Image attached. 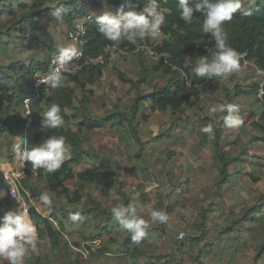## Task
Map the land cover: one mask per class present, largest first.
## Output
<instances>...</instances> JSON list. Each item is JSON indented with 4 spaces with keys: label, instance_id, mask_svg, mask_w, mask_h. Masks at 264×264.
Instances as JSON below:
<instances>
[{
    "label": "trees",
    "instance_id": "trees-1",
    "mask_svg": "<svg viewBox=\"0 0 264 264\" xmlns=\"http://www.w3.org/2000/svg\"><path fill=\"white\" fill-rule=\"evenodd\" d=\"M105 1L115 5L120 0ZM252 1L247 4V9L239 1V11L234 14L231 22L224 25L227 44L241 54L239 71L232 79L241 74L245 61L264 69V0ZM140 3V0H134L135 8H139ZM158 3L172 12L161 25L163 41L154 47L158 53L156 60L146 55L152 37L138 40L136 44L126 39L118 43L108 41L98 31L99 26L95 22L97 16H94L86 27L84 44L81 46L83 57L69 61L70 66L78 65L80 69L75 73H63L66 78L63 86L51 89L45 83L37 85L38 75H46L50 71L51 56L58 52L42 20L58 12L62 21L73 29L76 17L90 14L91 6H95L97 0H91V3L85 0H0V45L5 40L4 47L8 48L18 38L27 36L42 49L41 55L38 51L35 53L43 58L29 63L12 60L7 65L0 64V143L8 150L6 157H2L0 151V218L8 211L23 213L9 197L4 171L1 169L2 159L13 158V154L9 153L12 140H26L27 147L31 149L54 134L64 136L70 145V158L55 173H46L42 169L33 171L30 163L25 164L26 176L22 180L24 189L32 199L38 201L41 193L47 192L52 206L48 207L40 201L49 211L48 215L39 213L33 205L30 207L28 216L38 233L37 251H29L24 264H101L100 257L110 254L119 255L127 264H159L162 260L164 255L158 240L169 234L168 222L152 224L141 243L135 244L131 240V233L112 217L110 209L121 203H132L143 205L145 209L155 207L164 210L169 217L181 204L185 194L180 189L181 177L173 171H159L156 176H143L145 180H152L150 184L158 183L154 192H147L145 183L136 186L134 190H128L130 187L124 179L114 173L117 167L115 162L100 154L92 155L93 149L85 146L90 144L93 133L109 127L119 144L127 150L128 159L144 163L148 154L139 128L150 117L148 111L168 115L175 128L195 126L199 120L196 121L189 113L197 109L202 101V88L212 79L197 77L193 68L197 58L210 55L207 49L214 48V39L203 32L201 13H194L193 20L187 23L180 17L178 0H158ZM114 51H126L137 57L136 79L120 70L116 71L120 81L130 87L128 93L133 96L123 105L121 102L110 106L102 104V112L96 115L92 105L98 100L92 86L103 77ZM100 58L98 62L93 61ZM157 80L159 83H155ZM254 89L253 94L256 96L255 84ZM240 91L238 87L226 89V100L222 104H233ZM243 92L251 94L250 90L244 89ZM25 100L30 101L32 111L29 128H26L28 117L22 116ZM257 100L259 106L248 115L249 132H255L256 135L248 143L264 145V97ZM51 104L60 106V114L65 122L63 127L55 130L42 125V113ZM247 111H243L244 114ZM226 114L214 113V119L211 116L204 118L202 128L212 124V134L203 133L201 129L198 132L202 136L203 145L211 147L216 173L211 178L210 186L217 197H222L225 186L230 187L244 175L255 182L260 180L255 170L249 171L246 167L247 164L253 168L259 165L257 160L249 161L248 143L242 144L237 140L222 143L225 129L223 116ZM239 127L245 128L244 121ZM226 146L230 149L227 150ZM252 157L255 158V155ZM87 159L97 162L106 171L97 176L89 170L78 172L75 166ZM136 166L143 174V168L138 164ZM95 177H100L105 186L118 196L111 204L105 205L102 199L87 189L88 184L94 183ZM167 182L170 183L169 188L164 187ZM71 183L72 187L69 186ZM204 200L201 198L193 205L196 219L189 228L195 230V233L188 238L192 244H200L208 236L205 227L212 220L213 208L212 203L199 208ZM76 211L84 217L82 224L73 223L68 218L70 213ZM139 214L149 219L147 210ZM68 224H74L76 231L70 232ZM89 227H93L96 232H88ZM215 229L219 227L215 226ZM170 240L174 245L184 244L176 239V235ZM214 240L223 242L221 250L227 256L243 251L247 255L255 252V261H261L264 258V198L245 204L233 213ZM79 248L85 251H77ZM3 262L7 264V261Z\"/></svg>",
    "mask_w": 264,
    "mask_h": 264
},
{
    "label": "rangeland",
    "instance_id": "rangeland-1",
    "mask_svg": "<svg viewBox=\"0 0 264 264\" xmlns=\"http://www.w3.org/2000/svg\"><path fill=\"white\" fill-rule=\"evenodd\" d=\"M239 1L244 6V9H247L249 2H253L252 0ZM42 21L49 28L50 31L46 30L50 33L49 36L53 39L55 47H59L57 50L63 49L61 47H65L68 45L67 43H70L66 37L70 27L66 22ZM76 22L77 20L74 23ZM4 41L1 43L3 46L0 45V64L7 65L12 60H22L27 63L32 60H43L40 56L42 49L38 48L37 43L27 36L18 38L15 42L9 44L8 48L4 47L6 43ZM162 41V33L159 37L151 38V45L146 48V55L156 60L157 58L152 57L150 51L156 45L161 44ZM4 49L7 50L5 51ZM35 51H38L40 55H37ZM137 62V57L126 51H114L111 53V60L104 70L103 77L97 84L92 86L98 100L96 104L92 105V110L96 115L102 112V104L107 103L110 106L121 102L123 105L133 96V94L128 93L130 87L120 81L116 71L120 70L128 77L136 79ZM238 71H234L224 79L213 78L212 81L204 85L202 88V101L198 104L196 110L189 113L196 121L199 119L195 126L175 128L172 126V118L168 115L148 111V113H151L150 117L139 128L141 137L146 144L145 151L148 154L144 163H140L138 160L132 162L128 159L127 150L119 144L115 133L109 127L97 130L91 135L90 144L85 145L87 148L93 149L92 155L100 154L115 162L117 167L114 169V173L118 174L120 179H124L130 187H127L128 190H134L136 186L145 183L147 186L146 191L154 192L158 183L152 182L150 184L152 180H145L143 176H156L159 171L164 173L173 171L181 177L182 185L180 189L185 194L176 211L169 216L167 227L169 234L158 240L160 251L164 255L159 264H264V258L261 261H255V252L247 255L243 251L242 253H234L231 256H227L221 250L223 242L220 243L214 240L218 235L219 229L229 222L233 213L244 207L245 204H252L260 197L264 198V145L248 143L256 135L255 132H249L248 115L250 111H254L259 106V101L253 94L255 91L254 80L251 77L253 67L245 64L241 68V74L232 79L231 77L237 75ZM155 83H159V81L157 80ZM234 87H238L242 91L234 98L233 104L239 106V114L245 123V128L230 129L225 127L222 143L227 144L231 140H237L242 144L248 143L250 147L248 151L250 154L249 161L257 160L259 165L254 167L255 169L250 164H247L246 167L249 171L255 170L254 173L260 176V180L255 182L247 175H244L230 187L225 186L222 197H217L214 196L212 186H210L212 185L211 178L216 173L211 147L203 145L202 136L198 135V132L202 129L206 116H211L214 119V113H210V109L213 106L222 104L226 100V89H234ZM244 89L250 90L249 93L251 94H245L243 92ZM245 110H248L246 114L243 112ZM194 127H197V129ZM226 149L229 150L230 147L226 146ZM0 151L2 157L7 156V147L1 143ZM253 155H255V158L252 157ZM136 164L143 168V174L139 171V167L137 168ZM75 168L78 172L89 170L95 176L106 171L100 164L88 159L86 162H81L75 166ZM69 186L72 187V183ZM164 187L169 188L170 183H165ZM87 189L102 199L105 205L111 204L113 199L118 197L112 189H108L105 186L100 177H95L94 183L88 184ZM201 198L205 200L201 201L199 208L202 206L206 207L212 203L213 215L212 220L206 223L207 238L202 240L200 244H192L188 238L190 234L195 233V230L189 228L196 219V211L193 205ZM82 223L80 222V224ZM68 226L70 232L76 231L74 224H68ZM215 226H218L219 229H215ZM87 231L95 230L93 227H89ZM180 233H184L182 238L179 237ZM173 235H176V239L184 244L174 245L173 241L170 240ZM68 238L71 240V236L68 235ZM79 249L77 251H85L82 248ZM27 255H29V252ZM118 256L116 254L103 255L100 257L101 264H127ZM55 264H61V262H56Z\"/></svg>",
    "mask_w": 264,
    "mask_h": 264
},
{
    "label": "clouds",
    "instance_id": "clouds-1",
    "mask_svg": "<svg viewBox=\"0 0 264 264\" xmlns=\"http://www.w3.org/2000/svg\"><path fill=\"white\" fill-rule=\"evenodd\" d=\"M240 7L239 0H178L181 19L190 23L194 18V13H201L203 16L202 30L210 34L215 42L214 48L207 49L210 55L197 58L196 66L193 68L197 77L224 79L239 69L241 54L227 44L224 25L232 21ZM168 11L169 9L160 7L158 0H148L147 6L142 11H125V5L122 4L114 13L105 11L97 16L95 22L99 26L98 31L106 40L118 43L126 39L136 44L138 40L146 37L156 38L161 35V25ZM53 17L62 21L58 12L53 13ZM77 54L74 48L62 49L57 61L63 67ZM65 79L61 71L55 70L41 82L45 83L48 88L57 89L63 86ZM24 104L26 111L22 116L27 117L31 114V109L28 107L29 101L25 100ZM60 113L59 105L48 106L47 110L42 113L43 127L51 130L63 127L65 122ZM210 113H227L223 116V122L225 127L230 129H236L243 123L239 114V106L235 104L213 106ZM201 131L212 134L214 129L212 124H208ZM21 141L22 143L14 146V151L22 165L26 162L30 163L33 171L42 169L46 173H55L70 158V145L62 135L53 134L31 149L26 147V140ZM39 199L44 205L52 206V200L47 192L41 193ZM145 210L149 214L148 220L139 214ZM110 211L112 217L131 233V240L135 244L141 243L152 224H166L169 219L164 210L155 207L145 209L143 205L132 203L118 204ZM68 218L73 223L84 219L79 211L70 213ZM37 239V228L26 213L6 212L0 218V264L3 261H7V264H24L28 252L37 251Z\"/></svg>",
    "mask_w": 264,
    "mask_h": 264
},
{
    "label": "built area",
    "instance_id": "built-area-1",
    "mask_svg": "<svg viewBox=\"0 0 264 264\" xmlns=\"http://www.w3.org/2000/svg\"><path fill=\"white\" fill-rule=\"evenodd\" d=\"M140 7L135 8L134 0H120L119 3L115 4L111 12H115L118 7H120L122 4L125 5V11H142L144 7L147 6L148 0H140ZM161 8H167L168 7H162ZM172 11L169 9L168 13L165 14V19L166 17L171 13ZM92 19L91 15H88L85 17L84 20H79L76 23H74L73 29H70L68 31V38L74 45V49L78 53L77 55L73 56L70 60H79L83 57V49L81 46L84 44V36L86 34V27L88 22ZM60 52H56L51 56V63H50V71L43 76H39L37 78V85L44 84L41 82V80H45L53 71L59 70L61 73H75L77 70L80 69L78 65H74L73 67L70 66L69 61L67 62L66 65L61 67L57 61V57L60 55ZM152 57H158V53L152 49L150 51ZM100 59L93 60L94 62L100 61ZM251 65L253 67V75H254V84L257 86L256 89V96L258 99H262L264 97V69L258 68L255 65H253L249 61H245L244 65ZM29 101V100H27ZM30 108V101H29V106ZM31 109V108H30ZM24 110L26 111L25 104H24ZM24 111V112H25ZM28 117V121L26 124V128H29L32 120V111L31 114ZM27 147V145H26ZM19 166L14 167V168H9L7 170H4V179H5V184L6 188L9 193V197L12 200V202L17 205L23 213H26L27 215L29 214V210L31 205L35 206L37 211L43 215H48L49 211H47L46 208L43 207L40 201L34 200L30 197V194L24 189L22 180L26 176L25 172V164L22 165L21 161H19ZM46 210V212H45ZM184 236V233H180L179 237L182 238Z\"/></svg>",
    "mask_w": 264,
    "mask_h": 264
},
{
    "label": "crops",
    "instance_id": "crops-1",
    "mask_svg": "<svg viewBox=\"0 0 264 264\" xmlns=\"http://www.w3.org/2000/svg\"><path fill=\"white\" fill-rule=\"evenodd\" d=\"M85 2L86 3H91V0H85ZM113 7H114V5H110L107 1H105V0H97V4L95 5V6H91V13L90 14H88V15H91L92 17H94V16H98V15H101V14H103L105 11H106V9H108L107 11H111L112 9H113ZM87 15V16H88ZM85 18H77L76 17V20L77 21H79V20H84ZM44 21L45 20H50L51 22H56V21H58V20H56V19H54V17H53V15L52 16H50V17H47V18H44L43 19ZM75 20V21H76ZM43 22V21H42ZM64 22V21H63ZM43 24V23H42ZM68 25V24H67ZM69 26V25H68ZM43 27L45 28V29H47L48 31H50L49 30V28L46 26V25H44L43 24ZM50 34V33H49ZM66 37L68 38V34H66ZM66 38V39H67ZM69 39V38H68ZM69 42L71 43H67L68 45L67 46H65V45H63V46H65V47H61V48H63V49H66V48H74V45H73V43L70 41V39H69ZM59 48V47H58ZM60 50V49H59ZM58 50V51H59ZM62 50V49H61ZM60 50V51H61ZM253 73H254V71H252L251 72V77H252V80H254V75H253ZM12 140V139H11ZM22 140V139H21ZM20 139H16V140H12L13 141V143H12V145H11V149H10V152H11V155L13 154V158L11 159V160H6L5 158L1 161L2 163H1V169H2V171H4V170H7V169H9V168H14V167H17V166H19L20 164H19V162H18V158H17V156H16V153H15V151H14V146L17 144V143H22V141H21ZM3 193V192H2ZM4 194V193H3ZM2 194V195H3Z\"/></svg>",
    "mask_w": 264,
    "mask_h": 264
}]
</instances>
